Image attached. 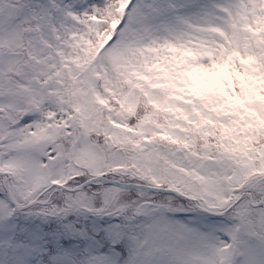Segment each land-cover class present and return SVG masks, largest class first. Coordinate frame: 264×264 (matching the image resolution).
<instances>
[{"label": "snow or ice", "instance_id": "1", "mask_svg": "<svg viewBox=\"0 0 264 264\" xmlns=\"http://www.w3.org/2000/svg\"><path fill=\"white\" fill-rule=\"evenodd\" d=\"M0 264H264V0H0Z\"/></svg>", "mask_w": 264, "mask_h": 264}]
</instances>
